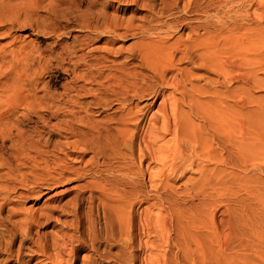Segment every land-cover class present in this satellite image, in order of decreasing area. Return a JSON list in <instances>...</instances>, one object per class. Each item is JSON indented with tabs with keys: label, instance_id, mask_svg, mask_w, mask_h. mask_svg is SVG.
I'll use <instances>...</instances> for the list:
<instances>
[{
	"label": "bare ground",
	"instance_id": "6f19581e",
	"mask_svg": "<svg viewBox=\"0 0 264 264\" xmlns=\"http://www.w3.org/2000/svg\"><path fill=\"white\" fill-rule=\"evenodd\" d=\"M217 2L220 11H213L209 21L196 25L179 22L171 26L168 20L157 17L170 16L173 8L184 13L187 9L185 0H155L157 10L149 16L147 24H143L146 19L143 16L142 25L130 21L125 25V31L115 14L110 16L105 12H97L96 16H90L91 19L78 15L73 23L66 17L55 20L53 24L58 31L69 29L66 30L68 33L73 27L86 31L79 36L71 35L72 44L66 42L65 46L70 62L53 71L73 73V82L65 89L67 95L64 100H54V96L47 94L49 92L40 96L39 85L44 81L46 65L39 71L28 67L30 56L26 53L27 58L14 57L15 63L10 58L12 67L0 71V137H10L15 129L17 139L13 150L17 156H24L25 145L30 148L34 142L32 139L27 142L17 129L19 117L26 121L35 117L43 122L55 119L59 132L75 136L78 134L77 123L86 122L93 130L100 129L99 124L90 122L94 109L110 110L116 105L118 114L115 112L108 121L117 125L113 133L106 129L108 125L101 128L106 131L104 136L108 143L129 146V153L119 148L111 150L122 162L115 169L110 168L113 175L118 174L116 180L125 182L129 188L116 192L118 183H112L109 188L102 183L101 191L116 195L118 203H104V230L109 224L107 210L114 214L118 229H127L129 233L134 231L133 219L138 213L140 229L159 238L160 244L156 248L175 246L182 248L183 253H189L205 247L212 252L214 244H229L239 235L235 213L243 207L239 201L234 202V206L231 198L245 189L241 174L229 172L237 180L233 183L223 174L224 169L216 167L229 165L234 169H255L248 160H256L257 149L264 139V125L255 119L251 95L254 88L262 87L264 80L257 74H264V0ZM137 29L147 38L155 34V39L149 38L143 44L129 47L116 45L129 32L135 34ZM99 42L101 45L97 46ZM131 60L136 63L129 69L126 66ZM183 61L193 66L183 71L178 66ZM196 71L207 72L205 83L213 85L214 90L207 88L205 83H195L203 78ZM49 76L56 77L52 73ZM224 83L229 86L227 89H223ZM231 84L241 85L242 91ZM170 88L173 91L167 93ZM86 96L92 99L85 101ZM66 101L69 108L63 106ZM16 109L24 112L18 117ZM166 136H169L168 140ZM78 144V141L73 142L72 150H76ZM209 164L213 167L208 168ZM189 172L198 176L176 186V180L186 177ZM146 184L147 191L142 190V185ZM158 188L163 192L169 189L185 193L192 201L191 205L181 209L173 203L163 205ZM155 196H158V202L151 201ZM135 203L145 206L139 205L134 210ZM152 208L157 209L155 214H152ZM138 247L143 249L141 244ZM164 257L159 253L151 254L144 264H166ZM187 263L211 264L212 261L205 260L198 249Z\"/></svg>",
	"mask_w": 264,
	"mask_h": 264
},
{
	"label": "rangeland",
	"instance_id": "374dc122",
	"mask_svg": "<svg viewBox=\"0 0 264 264\" xmlns=\"http://www.w3.org/2000/svg\"><path fill=\"white\" fill-rule=\"evenodd\" d=\"M185 1L187 9L184 13L173 8L170 16L157 17L168 20L171 26L185 22L196 25L209 21L213 11H220L216 7L217 0ZM154 2L155 0H0V71L2 73V70L12 67L16 59L30 56L32 60L28 57V67L39 71L41 66L46 65L43 81L45 86L43 83V87L42 84L39 85V95L43 96V93L49 92L47 94L54 96V100L63 99L67 95L65 89L73 82L74 75L69 70L66 73L62 70L53 71L69 64L70 58L65 52V46L72 44V36H79L86 31L73 26V30L68 33L69 29L60 28L58 31L53 22L66 17L73 23L79 16L85 15L84 18L91 19V15L94 17L97 12H105L110 16L115 14L122 21V31H125V25L130 24V21L136 23L135 25H142L143 16L146 18L143 24L146 25L150 15L157 10ZM145 3L150 7L147 8ZM139 31L137 29L132 35L129 32L127 37L116 45L129 47L133 44H143L149 41V38L155 39V34L147 38ZM17 49L18 53L21 50L20 56L16 52ZM25 53L28 54L27 57L24 56ZM183 62L178 65L183 71L193 66L187 61ZM127 63L126 67L130 69L136 62L131 60ZM142 72L149 75L145 70ZM196 72L203 75V78L195 83L204 85L207 72ZM51 73L56 77L51 78ZM170 74L171 72L168 73ZM257 74L264 78L263 73ZM3 80L1 78V81ZM262 83V87L257 86L251 91V95L254 99L252 109L255 119L264 125V80ZM205 84L207 88L214 90L213 85ZM231 86H236L242 91L239 84ZM222 87L227 89L229 86L224 83ZM171 91L172 88L167 93ZM86 97L83 98L85 101L92 99L90 96ZM48 102L50 103L51 99ZM63 106L69 108L70 104L66 101ZM112 107L110 110L94 109L90 115V122L100 125L98 131L85 124L86 122L77 123L75 129L78 134L75 136L59 132L55 119L43 122L31 117L26 121L19 117L24 111L16 109V116L19 117L18 121L20 120L16 125L17 129L27 142L32 139L34 146L29 148L25 145L26 155L17 156L13 145L17 139L16 130L13 129L8 138L0 137V264H144L149 255L156 253L165 255L166 264H188L187 260L196 255L198 249L203 252L205 260L212 261L211 264H264V139L257 149L256 160H248L255 165V169H234L229 165L216 167L218 170L224 169L223 174L233 183L236 178L229 172L241 174V183L245 189L235 198H231L234 206V202L239 201L243 207L235 213L239 223V235L232 238L229 244H214L212 252L205 247L189 253H183L182 248L175 246L159 248V238L140 229L138 213L133 222L141 231H137L135 224L131 233L127 229H118L114 214L110 210H107L109 224L104 230V203H118L115 200L116 195L101 191L102 183L108 188L112 183H118L116 192L129 188L125 182L116 180L119 178L118 174L111 173V170L122 162L113 156L111 150L119 148L129 153V146L119 142L108 143V138L104 136L106 131L101 128L102 125H108L106 129L113 133V128L117 126L113 124L114 121L108 122L115 112L118 114L117 106ZM80 115L86 119L84 113ZM168 137L165 139L168 140ZM262 137L264 138V134ZM76 141L80 144L76 150L73 149L76 152H71L73 142ZM63 150H68V153ZM28 155L30 158L27 159ZM154 166L157 165L152 166L153 170ZM207 167L211 168L213 164ZM185 176L176 180L175 185H181L185 180L198 175L189 172ZM143 189H148V185H142ZM157 192L161 193L162 204L165 206L173 203L181 209L191 205L192 201L181 191L175 193L167 189L163 192L158 188ZM164 200L167 201L164 203ZM151 201L158 202V196ZM139 205L135 203L134 210H137ZM156 210L152 208V214H155ZM138 244H141L143 249H140Z\"/></svg>",
	"mask_w": 264,
	"mask_h": 264
}]
</instances>
